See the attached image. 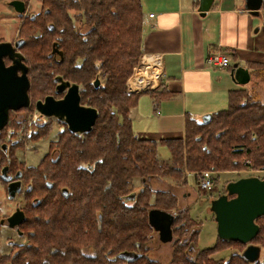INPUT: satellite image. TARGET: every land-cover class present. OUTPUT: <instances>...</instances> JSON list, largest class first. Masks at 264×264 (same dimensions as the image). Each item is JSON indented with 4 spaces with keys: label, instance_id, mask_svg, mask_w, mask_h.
Segmentation results:
<instances>
[{
    "label": "trees",
    "instance_id": "16d2710c",
    "mask_svg": "<svg viewBox=\"0 0 264 264\" xmlns=\"http://www.w3.org/2000/svg\"><path fill=\"white\" fill-rule=\"evenodd\" d=\"M43 3L48 11L43 16L45 32L40 39L30 37L29 43L47 46V53L57 41L63 59L56 62L46 56V75H42L46 77H35L32 89L41 97L55 93L54 76L60 74L79 85L82 104L98 111L90 131L74 133L64 123L65 129L55 140L57 158L51 160L47 154L39 165L29 168L46 173L50 179L61 176L63 186L71 190L66 196L41 195L42 204L51 205L55 224L48 227L50 236L45 237L47 252L56 248L71 252L75 244L78 250L91 244L101 250L107 246L112 252L131 249L136 242L145 246L152 232L149 209H177L179 204L172 191L152 188L146 179L153 176H171L180 187L188 183L191 172L199 183L204 170H232L245 162L246 167H264V102L249 94L247 88L231 90L228 106L206 122L188 117L182 137L156 141L135 134L129 110L136 105L139 92H129L126 85L142 55L141 0ZM253 68L263 81L264 63ZM96 78L100 79L99 86L95 85ZM158 84L160 93L165 92L163 82ZM159 145L169 148V159L159 156ZM138 178L144 184L135 193ZM132 195L133 202L128 203ZM181 212L177 223L187 228L182 232L185 234L198 223L187 214L188 209ZM223 240L230 242H219L226 244Z\"/></svg>",
    "mask_w": 264,
    "mask_h": 264
},
{
    "label": "flooded vegetation",
    "instance_id": "af4514ba",
    "mask_svg": "<svg viewBox=\"0 0 264 264\" xmlns=\"http://www.w3.org/2000/svg\"><path fill=\"white\" fill-rule=\"evenodd\" d=\"M9 11L17 18L21 26L25 27V23L37 25L38 22L44 21V13L48 12L41 6L38 8L31 7V0H3ZM2 13L0 12V16ZM42 22L40 24V27ZM45 23L43 24V26ZM30 36H17L15 39L1 38L0 43H9L11 49L4 56V64L18 66L17 73L22 76L26 73L29 80V105L17 109H10L6 124L0 129V183L2 190L1 196L8 201L6 205L0 204V264H264V247L256 238L261 233V227L264 225V215L255 219L256 225L259 226L258 234L249 242H240L228 240L221 244L219 241L223 238L218 235V242L214 245L210 252L201 249L197 240L201 230V223L190 215L189 207L178 204L177 209H162L161 207H152L165 210L172 213L174 218L172 224V239L165 241L160 235V231L153 229L151 226V236L145 246H141L138 242L131 249H121L119 251H110L107 246L100 247L87 244L81 246L78 250L77 244L74 245L71 252L64 250L47 252L45 249V241L50 236L47 233L48 227L53 226L51 220V205L42 204L43 193L68 195L71 190L61 183V176L55 179L48 178L47 174L42 172L31 171V162L28 158L19 156L18 151L28 145L32 127V120L36 127L45 123L47 118L57 119L60 129L58 130L57 139L63 132L65 120L56 116H47L42 114L35 104V108L31 103L34 95L32 91L33 81L35 77L46 75L44 58L51 57L56 62L63 59L62 49L59 42L54 41L50 46V50L46 53L47 46L43 44H30L29 38H42L43 30L28 28ZM21 31V28H20ZM55 93L46 94L38 97V100H45L48 95H53L56 99H61L67 92H58L57 86L61 82L72 81L60 74L54 76ZM66 84V83H65ZM34 109V111H33ZM36 114L34 118L32 115ZM37 121H42L39 123ZM67 128L68 124L66 123ZM73 132V131H72ZM75 133V132H74ZM50 152L51 159L54 160L58 156V149ZM57 151V152H56ZM48 154V153H46ZM44 154L43 157L47 156ZM42 157V158H43ZM59 176V175H58ZM11 185V188L9 186ZM11 192L13 195L11 196ZM228 195L231 199L235 195H229L227 187L226 192L220 195ZM219 195V196H220ZM218 196V197H219ZM217 197V198H218ZM216 199V198H215ZM213 200V199H212ZM211 201V200H210ZM151 209V208H150ZM149 209V210H150ZM188 209L187 214L191 216L198 224L182 234L185 228H180L177 223L178 217L183 214L181 211ZM211 214L216 219L211 207ZM149 212V211H148ZM164 224L168 223L165 217L162 220ZM263 223V224H260ZM218 226V223H217ZM54 233V232H52ZM47 237V238H45ZM42 238V240H41ZM45 238V239H44ZM40 241V244H38ZM220 244V245H219ZM240 245V248H239ZM248 246H257L260 248L259 255L255 260H250L244 256L245 249ZM242 247V248H241ZM57 260H53V259Z\"/></svg>",
    "mask_w": 264,
    "mask_h": 264
},
{
    "label": "crops",
    "instance_id": "0c3cea01",
    "mask_svg": "<svg viewBox=\"0 0 264 264\" xmlns=\"http://www.w3.org/2000/svg\"><path fill=\"white\" fill-rule=\"evenodd\" d=\"M262 1L254 15L245 8L244 0H215L203 16L200 0H141L144 20L139 63L159 54L162 74L156 88L139 92L136 105L129 110L139 138L160 141L182 137L188 117L203 121L204 115L228 106L231 90L261 82L253 66L264 63ZM219 52L230 55L233 65L249 69L250 82L242 85L234 81L233 65L209 66L208 55ZM151 72L157 73L156 69ZM160 81L165 92L160 93ZM135 121L142 125L136 127Z\"/></svg>",
    "mask_w": 264,
    "mask_h": 264
},
{
    "label": "water",
    "instance_id": "95a60500",
    "mask_svg": "<svg viewBox=\"0 0 264 264\" xmlns=\"http://www.w3.org/2000/svg\"><path fill=\"white\" fill-rule=\"evenodd\" d=\"M214 1L200 0L199 8L203 16L210 10ZM244 2L245 8L254 15L259 13L263 4L262 0H244ZM10 49L9 43H0V129L6 124L10 109L30 104L27 90L30 85L25 76L26 73L19 76L16 64L11 66L4 64V56L11 52ZM232 68L234 81L242 85L250 82L249 69L239 66L237 63ZM95 85H100L99 78L95 79ZM66 87L67 92L61 99L48 95L45 100L36 101L37 109L44 115L64 119L68 128L75 133L90 131L98 116L97 109L81 103L80 88L77 83L61 82L56 88L58 92H62ZM210 118L211 114L204 115L203 122ZM226 187L229 195H235L234 197L229 199L225 194L211 200V207L218 223V235L225 240L249 242L259 232V226L256 225L255 219L264 215V179L257 176L242 177L231 181ZM147 217L153 229L160 231L164 242L172 239L171 228L174 220L172 213L159 208H151ZM165 217L168 219L166 224L162 221ZM259 250L260 248L257 246H248L243 251L244 256L255 260L259 255Z\"/></svg>",
    "mask_w": 264,
    "mask_h": 264
},
{
    "label": "rangeland",
    "instance_id": "374dc122",
    "mask_svg": "<svg viewBox=\"0 0 264 264\" xmlns=\"http://www.w3.org/2000/svg\"><path fill=\"white\" fill-rule=\"evenodd\" d=\"M41 1L43 8L45 9V5L43 3V0H31V7L38 8L41 6ZM0 12L2 15L0 16V37L1 38H8V39H15L17 36H30L29 27L37 30L40 28V31L43 30L45 32V25L43 26L45 21H40L37 23V25H32L29 23H25V27L21 26L19 20L15 18V16L9 11L6 3L3 0H0ZM73 15H75L77 12L72 11ZM42 22V25L40 27V24ZM80 22H76L77 26H80ZM21 28V31H20ZM43 36V35H42ZM140 61V60H139ZM139 66V63L136 67ZM134 71V69H133ZM132 71V73H133ZM258 75L257 73H255ZM132 75V74H131ZM255 79V78H254ZM252 79V83L253 80ZM36 80V78H35ZM34 80V81H35ZM260 80V78H259ZM261 82L257 85H253L252 88H247L249 90V94H251L256 99L264 102V80H260ZM33 82V87H34ZM251 85V84H250ZM32 87V88H33ZM31 88V89H32ZM38 89V88H37ZM128 89V87H127ZM33 91V99L31 101L33 108H35L36 99L40 97L39 94ZM129 91V90H128ZM130 92V91H129ZM137 93V92H134ZM131 110V109H130ZM34 111V109H33ZM130 114V113H129ZM34 118L37 116L36 114L32 115ZM39 123H42V121H37ZM57 119L55 118H47L45 123L39 125L36 127L32 120V127L35 126L33 136L31 132V140L27 141L28 145L25 146L24 150H19L18 155L28 158V161L31 162V166L39 165L40 161L44 158V154L50 152L53 149V152L56 147V139L58 135V130L60 129V125H58ZM136 127L140 124L142 125V122L138 123V121H135ZM34 128V127H33ZM65 129V128H64ZM140 137V136H139ZM166 145H159V156L162 159H169L171 157L170 150ZM57 152V151H56ZM47 155V154H46ZM43 157V158H42ZM51 158V155H50ZM52 160V159H51ZM246 163V162H245ZM243 163V164H245ZM239 166L232 170H224V171H212V170H204L211 172L210 175L213 178V184L211 187H208V189L203 190L200 188V182L198 183L197 180L194 177V173H189V180L188 183L185 186L177 187L175 181L171 176L160 178L153 176L151 178L146 179L147 182L152 186L154 190H161V191H172L174 194L178 197V202L181 205H186L189 207L190 215L194 217L196 220H199L201 223V230L198 235V246L201 249L205 248H211L218 242V227H217V221L213 217V214H211V201L212 199L217 198L220 194H223L226 192V185L230 183L231 181L238 180L242 177H249V176H257L261 179H264V167H246V166ZM246 165V164H245ZM201 173V172H200ZM143 181L141 179H136L135 181V193L139 192L140 189L143 187ZM0 190H2L1 183H0ZM4 196H1L0 194V204L6 205L8 201L3 198ZM128 203L133 202V195L129 196L127 198ZM7 206V205H6ZM257 239H260L261 245L264 247V225L261 228V233L257 237ZM240 248V245H239ZM242 248V247H241ZM264 252V249L262 250Z\"/></svg>",
    "mask_w": 264,
    "mask_h": 264
},
{
    "label": "built area",
    "instance_id": "2783aa9c",
    "mask_svg": "<svg viewBox=\"0 0 264 264\" xmlns=\"http://www.w3.org/2000/svg\"><path fill=\"white\" fill-rule=\"evenodd\" d=\"M153 16V14H150ZM161 55L153 54L144 57L142 63H139L138 67L134 68L132 75L128 78L127 87L130 92H141L144 90H153L156 88V83L161 77L162 72L160 65L162 59ZM206 62L209 66L215 68H227L233 65L232 57L226 53H213L208 55ZM152 69H156L157 73L154 74ZM211 172H202V179L200 182V188L203 190L208 189L213 184V178L210 175Z\"/></svg>",
    "mask_w": 264,
    "mask_h": 264
}]
</instances>
